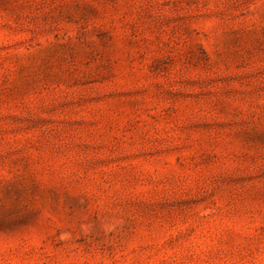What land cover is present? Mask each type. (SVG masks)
<instances>
[{"label": "rangeland", "instance_id": "rangeland-1", "mask_svg": "<svg viewBox=\"0 0 264 264\" xmlns=\"http://www.w3.org/2000/svg\"><path fill=\"white\" fill-rule=\"evenodd\" d=\"M0 264H264V0H0Z\"/></svg>", "mask_w": 264, "mask_h": 264}]
</instances>
